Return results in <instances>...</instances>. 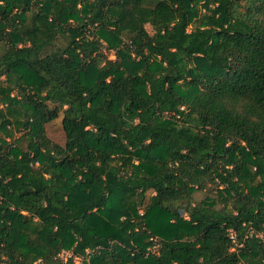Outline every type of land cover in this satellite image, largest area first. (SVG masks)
I'll return each instance as SVG.
<instances>
[{"label":"trees","instance_id":"16d2710c","mask_svg":"<svg viewBox=\"0 0 264 264\" xmlns=\"http://www.w3.org/2000/svg\"><path fill=\"white\" fill-rule=\"evenodd\" d=\"M74 256L264 264V0H0V264Z\"/></svg>","mask_w":264,"mask_h":264},{"label":"built area","instance_id":"2783aa9c","mask_svg":"<svg viewBox=\"0 0 264 264\" xmlns=\"http://www.w3.org/2000/svg\"><path fill=\"white\" fill-rule=\"evenodd\" d=\"M229 236H230V238L232 240L234 239L233 232H230L229 233ZM150 249H151L152 252H155V250L157 249V244L154 243L153 246ZM59 256L62 257V258H65V257L70 256V253L67 252V251H62V252L59 253ZM80 260H81L80 257L74 256V262H75V264H78L80 262Z\"/></svg>","mask_w":264,"mask_h":264},{"label":"rangeland","instance_id":"374dc122","mask_svg":"<svg viewBox=\"0 0 264 264\" xmlns=\"http://www.w3.org/2000/svg\"><path fill=\"white\" fill-rule=\"evenodd\" d=\"M147 27H148V29H149V26H147ZM111 57H113V56H111ZM202 196H203L202 193H200V192H196V193L194 194V200H195V201H198L199 199L202 198ZM78 264H81V262H79Z\"/></svg>","mask_w":264,"mask_h":264}]
</instances>
